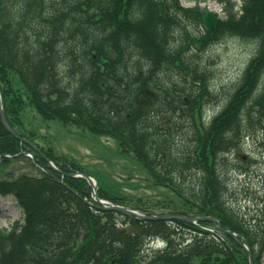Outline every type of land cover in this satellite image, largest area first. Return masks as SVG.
Segmentation results:
<instances>
[{"label": "trees", "instance_id": "trees-1", "mask_svg": "<svg viewBox=\"0 0 264 264\" xmlns=\"http://www.w3.org/2000/svg\"><path fill=\"white\" fill-rule=\"evenodd\" d=\"M188 1L196 5L184 7L180 0H0L5 114L33 142V135L23 132L29 108L44 119L113 138L154 186L175 194L179 203L164 208L217 217L241 235L255 263L264 264V197L255 214L243 213L228 198L227 182L233 168L229 156L242 150L245 136L259 133L264 155V0H218L225 18L214 32H199L202 0ZM199 24L198 32L191 28ZM227 35L252 40L257 51L225 108L205 126L200 114L214 94L198 54ZM37 145L63 172L82 171ZM0 157V196H13L24 213L22 224L0 232V264H111L113 259L116 264H249L247 252L231 239L216 241L202 232L189 242L164 221L97 212L84 201L91 200L86 179L65 176L79 196L68 190L38 151L5 128L1 114ZM19 162L36 173L17 174ZM99 195L124 204L102 188ZM135 207L150 212L148 206ZM118 219L130 226L118 227ZM150 236L165 239L168 247L144 261L141 247Z\"/></svg>", "mask_w": 264, "mask_h": 264}, {"label": "rangeland", "instance_id": "rangeland-1", "mask_svg": "<svg viewBox=\"0 0 264 264\" xmlns=\"http://www.w3.org/2000/svg\"><path fill=\"white\" fill-rule=\"evenodd\" d=\"M233 1L240 3V0ZM181 2L186 7L195 6L194 2L188 0ZM200 9L217 13L221 19L225 18L223 5L218 0H203ZM199 26L200 24L191 28L198 32ZM256 51L257 45L252 40L227 35L198 54L200 68L207 72L215 98L211 105L205 107L204 112L208 117L216 116L225 108ZM24 124V131L27 134L34 133L36 140L46 148H53L54 155L60 162L85 170L107 194L124 200V204L132 207L142 204L156 213H162L168 210L160 211L156 208L157 205L179 203L169 189L154 186L148 173L132 156H123L113 139L98 137L88 131L82 132L65 126L58 120L44 119L35 109H29L25 113ZM258 135L256 133L245 139L240 153L246 155V161L238 157L236 152L231 156L230 161L234 167L241 166L249 170L241 173L236 167L228 173V198L243 213L250 212V215L255 214L259 207L258 197L264 196V156ZM17 167L20 168L17 172H35L26 162L17 163ZM12 168L15 169L16 166ZM19 218L22 219L21 210L8 199L1 197L0 228L9 227ZM160 241L157 240V245L164 246ZM149 252L150 250L147 253Z\"/></svg>", "mask_w": 264, "mask_h": 264}, {"label": "water", "instance_id": "water-1", "mask_svg": "<svg viewBox=\"0 0 264 264\" xmlns=\"http://www.w3.org/2000/svg\"><path fill=\"white\" fill-rule=\"evenodd\" d=\"M202 16H203L204 27L207 30L214 31V30L217 29V27L219 25V19H218V17L215 14L203 12ZM0 112H1V116H2V122H3L4 126L6 127V129L9 132L12 133V135L14 137L18 138L19 140H21L23 142H27V143L31 144L33 147H35V145L30 143L27 139H25V138L21 137L20 135H18L15 132V130L10 126V124L7 121V118L5 116L2 102H0ZM50 165L54 168V166L52 164H50ZM80 175L85 177L88 180L90 186L93 189L92 195H93V198H94L96 204H92V203H90V204L92 206L98 208L99 210H103V211H105V210H113V211L121 213V214H123L125 216L134 217V218L139 219V220H166L167 221V220L176 219V220H183V221L190 222V223L202 222V221H210V222L216 223L218 225L219 229L224 234L232 237L241 247H243L247 251L248 256H249L250 264H255L252 252L249 249V247L241 240V238L235 232H233L231 230H228V229H225L217 218L212 217V216H209V217H187V216L178 215V214L144 215V214L140 213L139 211H137V210H135V209H133L131 207H127V206L118 205V204H114V203H111V202L103 201L98 196L97 186H96V183L94 182L93 178L88 176L85 173H81ZM64 185L68 189H70L72 192L77 194V192L74 189H72L70 186H68L65 183H64Z\"/></svg>", "mask_w": 264, "mask_h": 264}]
</instances>
